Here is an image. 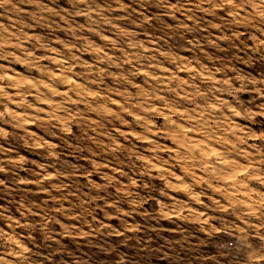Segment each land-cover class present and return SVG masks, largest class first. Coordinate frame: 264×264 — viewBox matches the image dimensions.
Listing matches in <instances>:
<instances>
[{"label":"rangeland","instance_id":"1","mask_svg":"<svg viewBox=\"0 0 264 264\" xmlns=\"http://www.w3.org/2000/svg\"><path fill=\"white\" fill-rule=\"evenodd\" d=\"M0 264H264V0H0Z\"/></svg>","mask_w":264,"mask_h":264}]
</instances>
